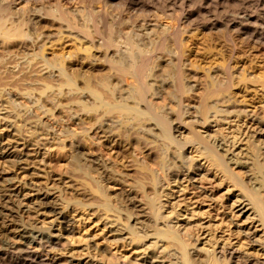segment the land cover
Here are the masks:
<instances>
[{"label":"bare ground","instance_id":"6f19581e","mask_svg":"<svg viewBox=\"0 0 264 264\" xmlns=\"http://www.w3.org/2000/svg\"><path fill=\"white\" fill-rule=\"evenodd\" d=\"M25 1L32 0H0V121L8 143L43 148L40 156L52 146L66 149L67 173L82 180L84 189L72 206L85 210L98 203V220L105 216L104 240L112 238L146 256L149 264H264V130L246 120V110L230 105L232 74L226 61L207 73L202 92L194 94L195 72L188 70L195 66L188 54L193 43L188 46L182 37V26L193 13L183 12L176 27L153 24L147 16L135 27L124 22L129 27L121 28L122 15H111L102 20L105 34L91 17L116 10V0L101 2L100 10L87 6L80 15L60 3L20 8ZM125 6L149 10L142 0H125ZM165 7L162 14L169 18ZM258 21L239 9L229 20L199 28L211 33L223 27L228 39L238 33L264 46ZM45 23L58 26L59 40L65 30L88 42L81 48L85 57H46ZM98 61L107 69L99 77L77 67ZM230 115L240 119L234 133L222 127ZM137 153L145 159L138 160ZM120 158L129 159L122 168ZM130 164L137 169L130 170ZM128 180L132 192L123 198L109 192L108 184ZM41 197V209L55 219L58 230L19 225L21 244L0 245V264H64L52 250L63 234H73L71 204L60 207L46 193ZM132 199L142 205H127ZM136 212L144 223L131 221ZM65 264L88 263L72 258Z\"/></svg>","mask_w":264,"mask_h":264},{"label":"rangeland","instance_id":"374dc122","mask_svg":"<svg viewBox=\"0 0 264 264\" xmlns=\"http://www.w3.org/2000/svg\"><path fill=\"white\" fill-rule=\"evenodd\" d=\"M142 1L149 5L147 12L128 10L125 6V0H116L115 4L119 6L116 10L109 9L106 15L103 14L97 18L91 17V19L95 21L97 19L96 23L106 34L107 30L102 20L111 19V15H122L124 21L117 24L121 28L129 27L126 24L122 26L124 22L135 27L142 23L141 20L147 16L153 24L164 25L169 23L176 27L179 16L183 12L184 15L193 13V18L182 26V37L188 46L193 43L188 54L190 53V59L195 66H188V70L195 72L194 82L198 87L194 94L198 95L202 92L206 85L207 73H212L214 69L226 61L232 74V87L229 91V97H232L230 105L232 104V107H236L240 111L246 110V114L250 116L246 120L259 123L264 130V86L262 85L264 81V46L248 42L244 37L238 36V33H233L228 39L222 31L224 30L223 27L213 29L211 33L199 28L204 22L218 19L229 20L238 13L239 9L247 10L248 13L257 16L259 18L258 25L264 27V0H176V2L168 0L171 3L166 0ZM26 2L20 5V8L50 7L60 3L65 11L80 15L87 6H93L96 10H100L101 2H105V0H32ZM164 6H166L164 11H167L169 18H165L162 14L163 9L161 8ZM91 25L92 23L89 22V26ZM42 26L44 27L43 31L50 38L46 45V57L51 58L53 54L68 53L76 56L77 61L85 57V52L81 48L87 47L88 42L74 39L65 30L59 40L57 38L60 36L58 35V26L52 27L50 23H45ZM247 39L249 40V38ZM77 67H84L81 72H92L93 77L107 73V69L105 70L101 61L95 62L91 66L80 64ZM162 101L163 98L157 100L160 103ZM188 102L192 107L196 103L190 100ZM222 106L231 108L228 104ZM233 116L225 117V124H222V127L227 131L230 128L229 133H234L235 126L240 124V119ZM41 119L48 120L47 118L45 120L44 116ZM230 122L231 124H229ZM7 135L4 121H0V245L5 241L21 244L16 231L21 224L36 229L52 227L51 231L56 233L58 226L54 221L55 219L45 213L39 205V201L43 198L41 194L46 193L47 200L60 207H66L65 202L71 204L68 211L73 219V234H63L62 238L66 240L60 239L58 241L59 246L52 250L60 258L61 263L65 264L70 259L75 258L88 264H149L144 261L146 256H138L137 252L124 248L120 243H115L112 238H108L107 241L104 240V236L107 234V229L104 228L103 224L105 216L103 220H98L102 214L97 212L98 203L85 210L72 206L73 202L80 200L84 189L81 186L82 180L74 176L71 178L70 174L67 173L70 153L66 149L59 150L58 146H52L46 155L40 156V153H45L43 148L25 150L23 145L8 143L7 138H5ZM260 140L264 141V136L260 137ZM136 158L140 161L145 159L144 155H139V153L136 154ZM119 160L121 168L123 162L129 161L125 158ZM136 169L135 165H131L130 170ZM123 171L125 174H130L125 170ZM129 181L117 185L108 184L109 192L116 197L123 198V195L132 192ZM25 183H31V185L28 186ZM74 192L78 194L76 199L73 198ZM127 205L137 208L142 204L139 199H132L127 200ZM111 217L113 219V216ZM134 219L144 223V218L138 212L134 214L131 221ZM93 243L98 246L96 249H94L95 247L89 249ZM88 254L93 255L94 259L88 258Z\"/></svg>","mask_w":264,"mask_h":264}]
</instances>
